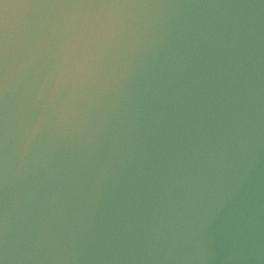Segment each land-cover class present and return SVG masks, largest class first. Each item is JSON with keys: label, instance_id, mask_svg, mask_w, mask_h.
I'll return each instance as SVG.
<instances>
[{"label": "water", "instance_id": "obj_1", "mask_svg": "<svg viewBox=\"0 0 264 264\" xmlns=\"http://www.w3.org/2000/svg\"><path fill=\"white\" fill-rule=\"evenodd\" d=\"M0 264H264V0H0Z\"/></svg>", "mask_w": 264, "mask_h": 264}]
</instances>
